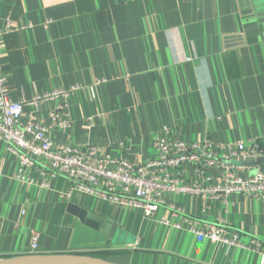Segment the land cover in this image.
Returning <instances> with one entry per match:
<instances>
[{"label":"crops","instance_id":"obj_1","mask_svg":"<svg viewBox=\"0 0 264 264\" xmlns=\"http://www.w3.org/2000/svg\"><path fill=\"white\" fill-rule=\"evenodd\" d=\"M256 1L249 13L246 0H0V30L9 20L13 26L0 40L11 98L79 85L39 103V115L59 108L71 115L67 129L51 123L52 139L134 161L154 156V138L165 127L187 142L262 140L264 0ZM98 78L108 81L96 84ZM259 157L237 165L239 172L264 168ZM18 168L0 140V257L34 253L38 235L35 253L120 264H264L263 200L235 193L203 212L199 196L172 195L181 213L162 206L147 217L79 190L62 197L72 184L65 175L32 169L36 181L21 182ZM184 215L227 220L241 245L162 221Z\"/></svg>","mask_w":264,"mask_h":264},{"label":"built area","instance_id":"obj_2","mask_svg":"<svg viewBox=\"0 0 264 264\" xmlns=\"http://www.w3.org/2000/svg\"><path fill=\"white\" fill-rule=\"evenodd\" d=\"M12 29L9 20L5 30H0V40ZM1 53L0 47V140L7 144L10 153L18 157L16 177L21 182L36 181L30 174L32 169H38L44 177L65 175L72 184L68 192L61 194L62 197L70 198L75 190H79L139 209L147 217L154 216L162 206L181 213L182 208L171 200L172 195L199 196L203 212L210 208L213 200L227 201L235 193L264 201V168L245 175L240 174L234 163L263 155L264 137L250 144L242 141L220 144L207 136L187 142L165 127L154 138L155 155L141 161L103 153L94 145L82 147L57 143L50 135L51 123H55V128L67 129L72 124L71 115L64 108L39 115V103L66 96L80 86L38 94L29 100H14ZM107 81L108 78H98L95 83ZM27 106L33 109L27 112ZM48 118L51 122L47 121ZM162 221L176 228L186 226L212 241L241 245L238 231L228 228L227 220L212 223L184 215L180 222ZM254 243L257 249L261 247L260 242ZM38 249V235H34L30 251Z\"/></svg>","mask_w":264,"mask_h":264},{"label":"water","instance_id":"obj_3","mask_svg":"<svg viewBox=\"0 0 264 264\" xmlns=\"http://www.w3.org/2000/svg\"><path fill=\"white\" fill-rule=\"evenodd\" d=\"M249 13L256 11L257 1L246 0ZM263 4V2H259ZM263 157H248L241 161H235L237 165L249 166L256 162H261ZM240 174H243L240 172ZM0 264H120L105 258L76 253H27L9 257H0Z\"/></svg>","mask_w":264,"mask_h":264},{"label":"rangeland","instance_id":"obj_4","mask_svg":"<svg viewBox=\"0 0 264 264\" xmlns=\"http://www.w3.org/2000/svg\"><path fill=\"white\" fill-rule=\"evenodd\" d=\"M155 153H156V150H155ZM155 153H154V155H155ZM105 202H108V201H105ZM140 212H142V211H140ZM143 213V212H142ZM121 240H124V239H122V238H120ZM115 240L117 241V238H115ZM115 240H114V243H115Z\"/></svg>","mask_w":264,"mask_h":264}]
</instances>
